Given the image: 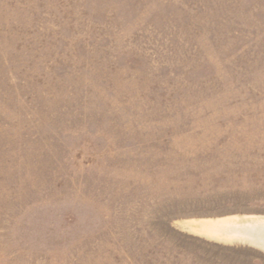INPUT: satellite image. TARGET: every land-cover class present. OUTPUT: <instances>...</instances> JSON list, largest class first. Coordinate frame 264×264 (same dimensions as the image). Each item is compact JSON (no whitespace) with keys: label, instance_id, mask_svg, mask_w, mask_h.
Segmentation results:
<instances>
[{"label":"rangeland","instance_id":"obj_1","mask_svg":"<svg viewBox=\"0 0 264 264\" xmlns=\"http://www.w3.org/2000/svg\"><path fill=\"white\" fill-rule=\"evenodd\" d=\"M264 218V0H0V264H264L192 224Z\"/></svg>","mask_w":264,"mask_h":264},{"label":"bare ground","instance_id":"obj_2","mask_svg":"<svg viewBox=\"0 0 264 264\" xmlns=\"http://www.w3.org/2000/svg\"><path fill=\"white\" fill-rule=\"evenodd\" d=\"M192 228L224 240H239L257 244L264 249V218L229 217L213 222L201 221Z\"/></svg>","mask_w":264,"mask_h":264}]
</instances>
